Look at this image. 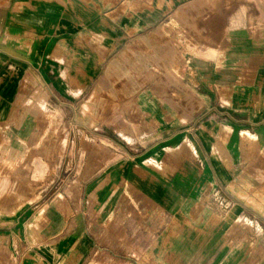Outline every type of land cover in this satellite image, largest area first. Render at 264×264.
I'll return each mask as SVG.
<instances>
[{
	"label": "crops",
	"instance_id": "0c3cea01",
	"mask_svg": "<svg viewBox=\"0 0 264 264\" xmlns=\"http://www.w3.org/2000/svg\"><path fill=\"white\" fill-rule=\"evenodd\" d=\"M51 119L0 264H264V0H0V146Z\"/></svg>",
	"mask_w": 264,
	"mask_h": 264
},
{
	"label": "rangeland",
	"instance_id": "374dc122",
	"mask_svg": "<svg viewBox=\"0 0 264 264\" xmlns=\"http://www.w3.org/2000/svg\"><path fill=\"white\" fill-rule=\"evenodd\" d=\"M57 124L58 122L51 119L43 136L37 138L30 148L27 146L20 154L13 155L6 145L0 146V184L6 183L4 189L0 188V197L21 198L28 192H37L42 187V180H48L58 174V170L44 167V162L49 161L54 151L58 150L55 139L50 137L51 132L48 131L49 127L55 130ZM25 143L27 145V142ZM70 188L73 189L72 186ZM23 203L24 201L19 199L0 200V212H11Z\"/></svg>",
	"mask_w": 264,
	"mask_h": 264
}]
</instances>
